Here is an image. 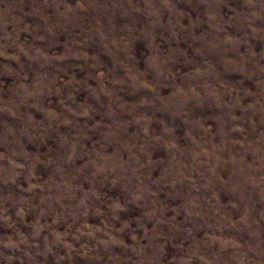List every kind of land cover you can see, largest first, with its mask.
Returning <instances> with one entry per match:
<instances>
[{"label":"clouds","instance_id":"1","mask_svg":"<svg viewBox=\"0 0 264 264\" xmlns=\"http://www.w3.org/2000/svg\"><path fill=\"white\" fill-rule=\"evenodd\" d=\"M0 264H264V0H0Z\"/></svg>","mask_w":264,"mask_h":264}]
</instances>
